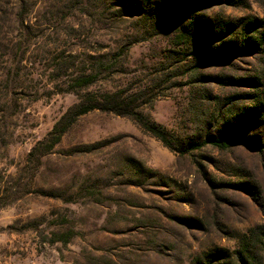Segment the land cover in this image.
Returning a JSON list of instances; mask_svg holds the SVG:
<instances>
[{
	"label": "rangeland",
	"instance_id": "1",
	"mask_svg": "<svg viewBox=\"0 0 264 264\" xmlns=\"http://www.w3.org/2000/svg\"><path fill=\"white\" fill-rule=\"evenodd\" d=\"M118 91L182 149L234 144L92 111L29 161ZM0 264H264V0H0Z\"/></svg>",
	"mask_w": 264,
	"mask_h": 264
},
{
	"label": "trees",
	"instance_id": "2",
	"mask_svg": "<svg viewBox=\"0 0 264 264\" xmlns=\"http://www.w3.org/2000/svg\"><path fill=\"white\" fill-rule=\"evenodd\" d=\"M95 77L87 75L85 80H76V84L82 88L90 86ZM80 82V84H79ZM140 94L124 95V91L90 93L85 92L80 95L78 102L69 107L63 115L55 122L47 136L37 143L29 154V161L38 160L52 151L60 142L62 136L75 123V121L92 111L110 113L119 117H124L132 121L141 132L158 140L166 149L172 152H181L182 145L172 141L164 129L147 121L141 114L139 108L141 105ZM211 145L220 150L230 148L234 143L223 136L208 137L202 141H192L182 149V152L192 149H198L204 145Z\"/></svg>",
	"mask_w": 264,
	"mask_h": 264
}]
</instances>
